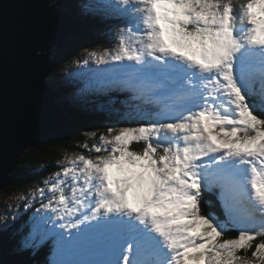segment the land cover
<instances>
[{
    "label": "snow or ice",
    "instance_id": "snow-or-ice-1",
    "mask_svg": "<svg viewBox=\"0 0 264 264\" xmlns=\"http://www.w3.org/2000/svg\"><path fill=\"white\" fill-rule=\"evenodd\" d=\"M108 7L125 18L118 45L89 56L121 62L158 110L91 134L83 148L97 155L69 159L37 190L46 202L21 249L51 241L73 257L52 264H264V240L238 254L264 236V0ZM215 188L222 215L202 211Z\"/></svg>",
    "mask_w": 264,
    "mask_h": 264
},
{
    "label": "water",
    "instance_id": "water-1",
    "mask_svg": "<svg viewBox=\"0 0 264 264\" xmlns=\"http://www.w3.org/2000/svg\"><path fill=\"white\" fill-rule=\"evenodd\" d=\"M51 0H0V191L20 154L69 122L47 81L55 62L50 48L67 46L80 25Z\"/></svg>",
    "mask_w": 264,
    "mask_h": 264
},
{
    "label": "trees",
    "instance_id": "trees-1",
    "mask_svg": "<svg viewBox=\"0 0 264 264\" xmlns=\"http://www.w3.org/2000/svg\"><path fill=\"white\" fill-rule=\"evenodd\" d=\"M76 0H62L64 5L63 10L69 12L71 16L74 17L75 21L82 25L80 28V34L75 37L69 47H65L54 54L53 62L56 63V68L54 72H51L50 77L53 79L56 70L64 69L70 60H72L80 51H84L92 47L94 43H99L100 45H106V35L105 31L111 22L115 24L121 22V18L118 17L117 20L109 18L107 15L100 14L101 12H92L89 14L76 13L78 7H75ZM77 6V5H76ZM98 13V14H96ZM50 82V81H49ZM51 85L57 91V100L62 106L63 110L70 117L69 122L65 127L60 129V131L51 134L45 138L37 147L29 149L22 156V163L14 170L10 177L13 179L12 183L3 189L4 194H15L19 192H26L35 186H40L45 179L52 176L61 170L62 159L67 154L80 155L83 153L85 156L94 157L97 155L94 151H87L83 148L84 143H87L90 147L92 144L97 142L99 134L106 132L108 128L107 121L110 116V112H105L96 108L93 103L85 106L84 104H78L73 102V97L67 96L73 89V86L69 85L68 81L60 80L58 82H50ZM107 87V86H106ZM102 88V87H101ZM120 87H116L113 90H117ZM122 90V89H121ZM90 102L99 104L102 106H107L109 110H122L124 107L120 104L123 98H120L123 93L119 94L112 91H103L102 93H97L95 90H91ZM110 93H114L113 96H109ZM117 93V94H116ZM62 96H67L68 100H62ZM158 104V103H157ZM137 108V107H133ZM129 109V108H128ZM144 114L154 113V108L150 107L149 103L145 104V107L139 108ZM119 111V112H120ZM117 112V111H116ZM113 114V113H112ZM121 114V113H119ZM135 116H137L135 114ZM146 116L137 118L136 120L124 119L122 122L121 118L117 116V121L119 125H134L144 124L143 121ZM92 133L96 134V138L92 137ZM132 149L139 150L143 147V143H133L131 145ZM25 166V167H23ZM216 211L218 212V205L216 202L212 204V208H206L202 206V211ZM21 213L23 210L20 211ZM23 216L26 218V212H23ZM21 218V217H20ZM22 218L21 221L15 220L10 226L11 229L5 227L0 231V261L5 262V264H52V254L51 252V241H49L44 247H42L38 252L33 253L31 250H23L20 247V241L18 239V232L21 231L20 237L24 235L25 229L21 230L24 226ZM21 225H20V223ZM25 227V226H24ZM229 231L225 233L224 239L235 237L237 232ZM264 237V236H263ZM261 237V238H263ZM258 241V238L257 240ZM253 241V243L255 242ZM254 249H249L247 252L241 251L245 256H250Z\"/></svg>",
    "mask_w": 264,
    "mask_h": 264
},
{
    "label": "rangeland",
    "instance_id": "rangeland-1",
    "mask_svg": "<svg viewBox=\"0 0 264 264\" xmlns=\"http://www.w3.org/2000/svg\"><path fill=\"white\" fill-rule=\"evenodd\" d=\"M113 2V0H76L75 7H78V10H76V13L82 14L83 12L85 14H89L92 12H101L102 15L109 16L110 20L113 18L114 20H117L118 17L121 18V22L114 25L115 22H111L108 28L103 31L104 35H106V45H100L98 42L92 44L93 46L89 49H86L84 51H80L72 60H70L69 64L64 67V69H58L56 70V74L54 78L52 79L50 76L48 77L47 81L53 82V81H68L69 85L73 86V89L70 93L66 94L68 97L72 95L73 102L78 104H84L85 106H88V104L93 105L96 108H100V110H104L105 112H110V116L107 124L108 127H137L140 124H137L136 126L130 124V125H124V124H117L118 119L117 116L122 122L124 119H132L136 120L137 118L146 116L145 119H143L144 122H149L151 119H153L152 114H144L139 108L145 107L146 103L150 104V107L154 108V112L158 110L159 105L154 100V98L149 95L147 92H142L139 89L131 86L128 83V78L130 76V72L124 68L121 67V62H110L107 64L104 63H97L96 60L90 58L89 52L95 50L98 53H102L105 49L108 50H114L116 49L118 45V30L123 28L125 25V18L122 17L119 13L114 11L111 7H108ZM51 7H53L54 10H63V3L62 0H51L50 1ZM88 6L90 11L85 12V6ZM64 11V10H63ZM98 14V13H96ZM76 36H69L67 38L68 45L65 46L66 48L69 47V45L72 43L73 39ZM64 46L57 49V46H53L50 48V51H53L52 55L54 57V54L57 51H60L61 49L65 48ZM87 60V63H84V61ZM53 60H51V63ZM124 63H132L125 61ZM56 66V65H55ZM53 68L52 72H54L55 67ZM57 69V68H56ZM111 83H119L121 86L117 85V87H120L122 89V93L124 95L122 96L123 100L121 101V105L123 107H129L134 106L136 107V102L141 101V105L134 109H125L123 108L120 110H109L106 108L107 106H102L99 104H95L94 102H90L89 98H91V90H95L98 94L105 91L104 89L109 87V84ZM107 86V87H106ZM102 87V88H101ZM116 88V87H115ZM113 96L114 94L110 93L109 96ZM67 96H62V100H68ZM61 110L65 114V111L63 110L62 106H60ZM120 111V112H119ZM113 113V114H112ZM121 113V114H119ZM135 114L137 116H135ZM70 120V118H69ZM32 149V148H29ZM29 149H26L22 154H20V162L16 164V167L21 165L23 162L21 160V156L28 151ZM77 156L76 154H67L62 159V165H66L67 161L69 159L74 158ZM24 164V163H23ZM25 167V166H23ZM26 168V167H25ZM13 174V173H12ZM53 176V175H52ZM52 176L48 177L49 180ZM44 181V182H45ZM44 182L40 186H35L31 188L30 190L26 192H19L15 194H4L2 191H0V231L3 230L5 227L7 229H11V225L15 220L21 221L22 218H24V222L22 223L24 226L21 227L22 229H25L24 235L20 237L21 231L18 232V239L21 241V239L27 235V233L30 231L31 227L33 226L34 220L33 217L37 213V210L40 209L41 202H46V200H43L42 197L39 196L38 189L42 187H46ZM10 185V184H9ZM8 185V186H9ZM219 190V189H218ZM27 205V206H26ZM23 210V212H26V218L22 217L24 214L20 211ZM21 217V218H20ZM20 223V222H19ZM21 225V223H20ZM235 232V231H234ZM237 232V231H236ZM227 233V232H226ZM238 235V232L237 234ZM263 237V236H261ZM258 237V241H255L253 245L258 243L260 240H264V237L261 238ZM254 250V249H253ZM52 254V262L56 259L61 258H73V257H58L55 254L54 248L51 247ZM241 256H245L244 253L239 252L238 253ZM248 258H251L250 256H246ZM50 262V263H52ZM5 264V262H2ZM1 264V261H0Z\"/></svg>",
    "mask_w": 264,
    "mask_h": 264
},
{
    "label": "clouds",
    "instance_id": "clouds-1",
    "mask_svg": "<svg viewBox=\"0 0 264 264\" xmlns=\"http://www.w3.org/2000/svg\"><path fill=\"white\" fill-rule=\"evenodd\" d=\"M49 82V81H48ZM117 85H119V86H121L122 88H124L121 84H119V83H111V84H109V87L108 88H106V89H104L105 91H112V92H117V93H119V94H121L122 92H120V91H122L121 90V88H118L117 90L115 89V90H113L115 87H117ZM116 93V94H117ZM114 94V93H113ZM123 95H124V93H123ZM123 95H121V97L120 98H122V96ZM113 100H116V99H114V97L112 98ZM143 103V102H142ZM141 101H137L136 102V107H137V105L138 106H140L141 104ZM134 106H130L129 107V105H128V107H124L125 109H134L133 108ZM214 202H212V204H213ZM217 203V202H216ZM218 204V203H217ZM218 212L222 215V210H221V208H220V205L218 206Z\"/></svg>",
    "mask_w": 264,
    "mask_h": 264
},
{
    "label": "bare ground",
    "instance_id": "bare-ground-1",
    "mask_svg": "<svg viewBox=\"0 0 264 264\" xmlns=\"http://www.w3.org/2000/svg\"><path fill=\"white\" fill-rule=\"evenodd\" d=\"M82 27V25H80V28Z\"/></svg>",
    "mask_w": 264,
    "mask_h": 264
}]
</instances>
